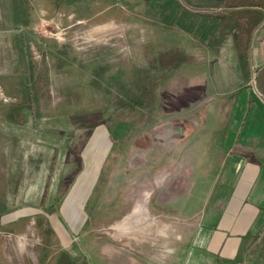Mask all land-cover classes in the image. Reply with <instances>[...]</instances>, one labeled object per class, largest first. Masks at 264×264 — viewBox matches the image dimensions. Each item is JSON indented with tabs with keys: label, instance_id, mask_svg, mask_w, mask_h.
Listing matches in <instances>:
<instances>
[{
	"label": "rangeland",
	"instance_id": "obj_1",
	"mask_svg": "<svg viewBox=\"0 0 264 264\" xmlns=\"http://www.w3.org/2000/svg\"><path fill=\"white\" fill-rule=\"evenodd\" d=\"M183 15L156 0H0V264L109 263L98 246L165 254L169 235L139 236L140 216L176 174L179 82L219 41ZM248 81L264 96L257 73Z\"/></svg>",
	"mask_w": 264,
	"mask_h": 264
},
{
	"label": "crops",
	"instance_id": "obj_2",
	"mask_svg": "<svg viewBox=\"0 0 264 264\" xmlns=\"http://www.w3.org/2000/svg\"><path fill=\"white\" fill-rule=\"evenodd\" d=\"M156 1L179 19L188 13L210 20L207 41L219 40L207 50L214 57L198 59L203 70H189L179 82L183 93L174 112L183 114L171 118L167 130L176 174L155 190L140 216L139 236L168 234L161 242L168 249L158 254L140 244L138 257L132 249L93 250L100 259L108 253L107 264H264V96L245 81L231 30L223 40L215 36L219 21L209 14L220 8L210 7L214 0ZM196 3L208 9H195ZM249 54L252 76L264 66V22Z\"/></svg>",
	"mask_w": 264,
	"mask_h": 264
},
{
	"label": "trees",
	"instance_id": "obj_3",
	"mask_svg": "<svg viewBox=\"0 0 264 264\" xmlns=\"http://www.w3.org/2000/svg\"><path fill=\"white\" fill-rule=\"evenodd\" d=\"M219 10H212L210 16L219 23L215 36L224 39L226 30L230 29L233 45L245 81L251 77L250 43L253 33L261 22H264V0H214ZM257 79L264 88V66L257 68ZM63 189V193H64Z\"/></svg>",
	"mask_w": 264,
	"mask_h": 264
},
{
	"label": "bare ground",
	"instance_id": "obj_4",
	"mask_svg": "<svg viewBox=\"0 0 264 264\" xmlns=\"http://www.w3.org/2000/svg\"><path fill=\"white\" fill-rule=\"evenodd\" d=\"M86 171H87V170H86ZM90 171H91V170H90ZM84 174H85V173H84ZM89 176H90V175H89ZM91 176H92V175H91ZM92 178H93V177H92ZM83 179H84V178H83ZM81 180H82V179H81ZM80 182H81V181H80ZM87 182H88V181H87ZM87 182H86V183H87ZM78 185H79V184H78ZM82 185H83V183H82ZM82 185H81V186H82ZM85 185H86V184H85ZM85 185H84V186H85ZM82 187H83V186H82ZM90 187H91V186H90ZM83 188H84V187H83ZM85 188H86V187H85ZM79 189H82V188H79ZM80 191H81V190H80ZM80 191H79V192H80ZM74 193H75V192H74ZM77 194H78V193H77ZM68 202H69V201H68ZM70 209H71V208H70ZM73 209H74V208H73ZM73 212H74V211H73ZM73 212H72L71 216H72V218H74V221H73V222L76 224L77 214H76V212H74V213H73ZM77 212H78V211H77ZM68 215H69V214H68Z\"/></svg>",
	"mask_w": 264,
	"mask_h": 264
}]
</instances>
